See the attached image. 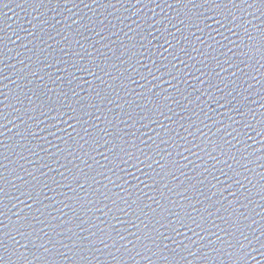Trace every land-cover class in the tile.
Instances as JSON below:
<instances>
[{
    "label": "water",
    "instance_id": "95a60500",
    "mask_svg": "<svg viewBox=\"0 0 264 264\" xmlns=\"http://www.w3.org/2000/svg\"><path fill=\"white\" fill-rule=\"evenodd\" d=\"M187 7L191 8V5ZM186 11L184 5L176 4L175 0H4L0 4V40L4 45L0 48V56L3 57L0 75L4 77L0 79V100L9 105L5 110L4 128L0 129L3 132L0 142L7 145L3 151L7 153L8 160L4 163L9 169L6 216L0 219L8 225L9 239L15 237L17 253H25L22 259L12 257V264H25V260L28 264H44L40 259L42 256L48 257L49 264L53 257L55 264H79L76 255L78 249L72 243L76 237L72 236V232L90 241L96 239L90 233L99 235L98 230L109 224L114 226L116 242L104 240L103 243L87 245L80 255L87 257L88 264H168L164 256L171 264H264V247H261L264 244V191L260 190L261 184H264V180H261L264 177V139L251 128L245 129L243 136L248 145L245 148L243 143L238 142L241 136L237 135L244 123L239 111L247 112L251 108L257 114L256 119L264 114V59L259 56L249 59L243 55L245 49L240 47L242 42L249 43L248 35H257L253 25L264 28V16L257 9L246 6L227 9L224 12L228 21H222L223 27L215 23L219 17L212 16L206 21L211 28H205L201 33L197 31L200 25L189 30L180 23L185 19ZM196 11L211 15L205 9ZM245 27L247 34L243 30ZM210 35L215 37L216 42L208 39ZM184 36L188 40H184ZM129 37L133 39L130 41ZM196 37H200L204 43L197 42ZM169 43L175 46L178 54L175 61L169 54L173 51ZM209 44L213 45L212 49H208ZM133 45L136 46L133 51L138 54L135 59H130ZM193 47L198 50L193 51ZM180 49H185L189 55ZM203 51H206L205 55H201ZM77 53L83 58L82 63H88L90 57H95L108 75L105 76L99 69L95 71L108 84L113 83L112 78H118L113 92L107 85H100L94 76L75 71L72 65ZM209 53L220 62V67L215 69L220 76L216 77L215 73L212 76L213 82L218 83L217 89H208L207 85V75L215 67V62L206 58ZM189 56L193 59H189ZM172 61L186 75L172 80L168 75L169 71L175 74V69L171 68ZM200 61L209 63V67H203ZM201 72L205 76H201ZM67 73L77 77L71 86L67 83L70 78ZM122 75L131 76L135 83L124 79L127 88L121 90L119 78ZM201 80L205 82L202 84ZM87 82L91 83L92 88ZM100 87L111 92L114 103H97L96 107L88 109L92 115L84 119L99 128L107 127L108 132H112V125H107L104 120V115H107L120 130V135L127 134L124 138L129 145L135 143L144 150L145 155H151V159L145 160V165L151 164L155 171H159V164L154 161L164 162L155 155V151H160L161 155L172 152L180 166L163 182L173 188L172 193L167 192L163 183L156 186L159 190H153L155 186L151 185V180L145 181L143 173H155L144 164L139 165V171L121 164L123 171L114 169L116 175L101 169L100 165L105 164L104 156L107 155L105 146L87 156L84 152L88 146L85 145L84 149L79 147L83 140L79 144L70 140L71 146L66 148L64 142L69 139L68 133L76 136L68 127L75 121L64 123L67 116H59L55 111L49 112L40 107L42 101L55 103L62 90L68 93L69 103L75 107L79 97L94 95L92 89L98 90ZM73 90L79 97L72 96ZM149 90L158 93L159 102L163 103L160 109L163 115L153 117V123L140 119L145 109H151L152 101L137 96L140 92L147 95ZM40 92L44 95L40 96ZM29 97H32V101ZM128 101L134 102L131 109ZM116 104H123L124 107L117 108ZM97 108L101 111H97ZM129 114L132 119H128ZM230 116L232 120H229ZM193 120L196 123L189 127ZM236 120H240V124L233 122ZM228 124L231 127H226ZM77 127L83 136L80 126ZM233 128L237 131L233 132ZM217 129H220L219 134ZM228 132L232 135L228 136ZM157 133H160L159 137ZM219 135H224L235 145L232 149L235 159L212 149L214 144L208 141H218ZM105 138L111 140V137ZM161 140L168 143H161ZM225 148L227 150V145ZM140 159L143 160L144 156ZM89 166L95 171H90ZM79 169L96 176L98 183L89 180L81 189L72 179ZM98 171H103L104 175H96ZM117 176L121 179H117ZM25 182L36 185L40 203L20 195ZM79 183H83V177ZM44 184L48 187H43ZM189 184H194L196 190L185 192L184 188ZM97 189L109 196L118 194L123 197L118 203L125 211L128 209L124 201L131 204L137 197L155 208L157 205L149 197L160 199L163 192L172 202L173 214L168 219L173 223L174 213L183 215L185 211L198 222L200 216H204L209 223L203 230L192 226V230L177 228L172 231L167 223L164 227L157 225L159 233H163L157 244L147 240L141 243L136 239L139 231L133 227L135 217H126L124 212H110V201H96L89 205L93 208L89 211L81 209L75 200L68 199L74 195L73 190L84 197L85 192ZM229 201L235 203L229 204ZM105 204L107 207H104ZM206 204L209 207L205 208ZM179 206H183V211ZM209 212L211 217H208ZM229 213H235L239 221L231 229L226 228L224 221L219 219L221 216L227 218ZM26 216L36 229L34 235L37 240L32 243L26 242L18 234ZM49 224L58 227L53 231L49 229ZM213 224L225 228V231H219ZM140 227L143 228V225ZM120 236L124 239H119ZM104 244L108 247L105 248ZM45 248L50 250L49 253L44 252ZM124 248L129 252L125 253Z\"/></svg>",
    "mask_w": 264,
    "mask_h": 264
},
{
    "label": "snow or ice",
    "instance_id": "6c2138e0",
    "mask_svg": "<svg viewBox=\"0 0 264 264\" xmlns=\"http://www.w3.org/2000/svg\"><path fill=\"white\" fill-rule=\"evenodd\" d=\"M4 0H0V4H2ZM65 2H68V0H65ZM139 2V0H137ZM175 3L178 5H184L185 9L187 10L185 12V19L181 20L180 23L184 24L186 28L191 30L193 26L200 25V27H197V31L203 33L205 28H211V25L206 23V21L210 20L212 16L219 17L215 20V23L220 25L221 27L224 26L222 21H228V16L225 15L224 10L227 9H236V8H255L257 11L261 13L262 16H264V0H175ZM191 5V8H188L187 6ZM6 6V5H5ZM172 5H169L171 7ZM199 9H205L206 12L211 13V15H204L200 14L198 11ZM246 23H251L250 21H247ZM243 25H241L242 27ZM253 28L256 29L257 35L252 36L248 35V41L249 43H243L240 45V47H243L245 49L243 55L247 56L249 59H255L257 56L260 57V59H264V28H259L256 25H253ZM245 34L248 33V29L245 27L244 29ZM177 31H180V29H177ZM231 31V29H229ZM192 35V32H191ZM133 37H129V40L131 41ZM184 40H188L187 36L183 37ZM209 40L216 42L214 36H209ZM196 41L200 44H203L204 42L200 40V37H196ZM3 41L0 40V48H2ZM127 48V46H125ZM143 48V45L140 46ZM169 47L173 49L172 52L169 54L173 56V61L176 60L178 54H176L175 46L169 43ZM213 45L209 44L208 49H212ZM136 46L133 45L131 51H130V59H135L137 56V52L133 51ZM198 48L193 47V51H197ZM181 52H184L185 55H189L188 52L185 49H180ZM129 52V49H128ZM208 52V51H207ZM206 51L201 52V55H205ZM142 54V53H140ZM77 58L75 59L73 63V67L75 68L76 72L80 73H88L95 77L96 80L100 81V85H107L108 89H111L113 92L116 86L115 81L118 78H112L113 83L108 84L107 81L102 79L101 76L97 75L96 69H99L101 72H104V75L107 76L108 72L105 71V68H102L100 63H97V60L95 57H90V60L88 63H82L83 58L79 57V54H76ZM211 61L215 62V67L212 68L211 73H208L207 76H209V79H207V85L208 89H217L218 83H214L212 76L213 73H215L216 77L220 76L219 72H216V68L220 67V62L216 60L215 56H211L210 53L208 56H206ZM189 59H193V57L189 56ZM171 62V68L175 69V74H173L172 71L168 72V75L171 77L172 80H177L178 78H182L186 73H184L182 68H178L175 63ZM62 62V61H57ZM138 62V61H137ZM181 64H183V60L180 61ZM200 63L203 65V67H209L208 64H204L203 61H200ZM3 64V57L0 56V65ZM155 64V62H153ZM251 66V65H249ZM157 71H159V67L156 68ZM199 71V69H197ZM3 69L0 68V72H2ZM221 71L223 69L221 68ZM68 78L67 83L69 86L73 84V82L77 79L73 73H67ZM201 76H205L204 72H201ZM156 77H153L155 79ZM0 79H4L2 75H0ZM43 79V77H41ZM57 79H60L57 77ZM127 79L131 81L132 83H135L134 80L131 79V76L125 77L122 75L119 80L121 83L119 84V87L121 90L126 89L127 85L123 83V80ZM141 79H143V76H141ZM206 80V79H205ZM205 80H201V83L203 84ZM222 82V81H221ZM89 83V82H87ZM227 86V85H225ZM89 87L92 88L91 83H89ZM51 91V89H49ZM92 91L94 92V95H89L88 97H79V94L76 93L74 90L72 91L73 97H79V99L76 100L75 107L72 106L71 103H69V97L68 93L65 91H61L57 95V100L55 103H51L50 101H42L40 107L45 108L47 111L52 112L55 111L56 115L59 116H67L68 118L64 121V123H67L68 120H71L72 122L75 121V123L69 124L68 127L72 128L73 132L76 133V136L74 137L72 133H68V140H65V145H67L66 148L70 147L69 144L70 140H75L77 144H79L80 140H83V144H79L80 149H84L85 145L88 146L87 151L84 152V155H88L90 152L96 150L99 147L105 146L107 155L104 156L105 164L100 165L101 169H106L108 172L112 173V175H116V171H123V169L120 168L121 164L129 165L130 167H135L139 171V165L144 164L145 160L151 159V155H145V152L142 148H138L135 143H132L129 145L128 140L124 138L126 133L124 135H120V130L116 129L115 125L113 124V120L109 119L107 115H104V120L107 122V125H112L113 131L108 132L107 127L105 128H99L96 125L89 124V121L87 119H84L85 116H91L92 113L88 110L91 108L96 107L97 103L103 104L105 101L108 104H113L114 101L111 98V92H108L105 90V88L100 87L98 90L96 88H93ZM179 91V90H178ZM126 93V92H125ZM40 96L44 95V93H39ZM203 94V93H202ZM209 95H211V92H208ZM2 95V93H0ZM33 95H36V91H34ZM137 96L140 98L146 97L148 101H152V107L151 109H145L144 114L140 116L141 120L148 119L149 123H153L154 120L152 119L156 115H163V112L160 111L161 108H163V103L159 102V94L153 92L152 90L148 91V94L146 95L144 92L137 93ZM155 97V99H154ZM199 100V96L196 98ZM214 99V98H213ZM29 100L32 101V97H29ZM164 100H167V97H164ZM133 101H128L129 107L131 109V105L133 104ZM230 103V101H229ZM137 107H140V104L136 105ZM9 107L8 104L4 103L3 100H0V129L4 128V123L7 113L6 109ZM117 108H123V104H116ZM243 105H241V109H243ZM67 109V111H65ZM97 111H101L99 108H97ZM171 111V109H169ZM231 111V109H229ZM109 112H111V109H109ZM103 115V113H102ZM205 117L208 116V114L204 113ZM256 113L252 111L251 108L248 109L247 112H244L243 110L239 111V116L241 117V120L244 121L241 129L239 132H237L238 136H241V139L238 141L239 143H243L244 147L247 148L248 145L244 140V130L251 128L253 131H255L256 135L264 139V114H261L259 119H256ZM251 117V119H248V117ZM166 119H171V117H165ZM97 120L100 119L99 116L96 117ZM128 119H132V116L129 114ZM229 120H232V117H229ZM254 121V123H253ZM234 123L240 124V120L233 121ZM196 121H191L189 124V127L192 126V124H195ZM84 125H88V127H84ZM80 126V130L83 131L84 135H80V131L78 130V127ZM183 127V125H181ZM226 127H231V124L226 125ZM199 130V129H197ZM233 132H236L237 129L233 128ZM220 133V129H217V134ZM3 135V132H0V136ZM18 135H22L18 133ZM157 137L160 136V133L156 134ZM191 135V133H189ZM228 136H231L232 133L228 132ZM76 137H79L77 140ZM105 137H111V140L106 139ZM243 137V138H242ZM250 138V137H249ZM171 140V136L168 138ZM101 141H104L103 144H101ZM143 143V141H141ZM155 143V141H154ZM161 143H168L166 140H161ZM209 144H214L213 150L219 152L221 155L235 159V155L232 153V149L235 147V145H232L230 141L226 140L224 135H219V139L216 142L208 141ZM225 145H227V150L225 148ZM157 149L159 148V145L156 146ZM7 148V145L3 142H0V217L6 216V210H7V203L5 202L7 200V186H8V179H7V173L9 171L8 165L4 163V161L8 160V155L3 149ZM150 152L152 151L151 146H149ZM188 150V149H186ZM204 149H201L203 151ZM253 151H258V149H254ZM71 154V153H69ZM155 155L160 156V160L164 161L163 163H160L159 161H154L155 163L159 164V171H155L152 169L151 164L145 165L148 169H151L155 175H152L149 172L143 173V175L146 177L145 181H152L151 185H154L155 187L153 190H159L156 186L159 184H162L165 180L166 176L173 175L174 170H177L179 168V162L175 160L173 157L172 152H166L164 155H161L160 151H155ZM210 157L211 154L209 153ZM250 155V154H249ZM144 156V159L141 160L140 157ZM212 159H215V157H211ZM250 162V161H249ZM96 163H99L98 161ZM219 163V161H217ZM108 165H111V167H108ZM231 167V166H229ZM90 171H95V169L92 168V166H89ZM204 171H208V169H204ZM236 175H239V173H235ZM63 175V174H61ZM96 175L103 176V171L96 172ZM81 177H83V183H79L81 180ZM159 177V179H157ZM33 179H36L33 177ZM72 179L74 181H77L78 186L82 189L83 184L89 183V180H91L92 183H98L96 180V176H90L89 173L84 172L82 169H79V173H74L72 176ZM117 179H121L120 176H117ZM139 179V178H137ZM261 180H264V177H261ZM127 183V181H124ZM140 183H144V181H140ZM198 183H202V181H199ZM239 183V181H237ZM251 183V181H249ZM260 183V182H257ZM145 186H149V184H145ZM163 186L165 189H167L168 193L173 192V188L169 187L167 183H163ZM43 187L47 188L48 185L44 184ZM106 187V186H105ZM214 187V186H213ZM189 190H196V186L194 184H189L184 188L185 192H188ZM260 190L264 191V184H261ZM74 195L72 197H68V199L75 200L77 204H79L81 209H87L91 211L93 208L89 207V205H93L96 201H100L103 203V201L107 200L111 202L112 208L109 209L110 212H124L126 217L134 216L135 219L133 221V227L137 228L139 231V235H136V239L138 242L143 243L145 240L149 241L150 243L156 245L157 241L159 240L160 236L163 235V233H159V228L156 226L159 225L160 227H164L165 223H167V226L171 228L172 231H176L177 228H187L188 230H192V226H195V228H199L203 230L205 228V225L209 223V221L204 217L200 216L199 222L195 217H193L190 213L184 212L183 215H181L179 212L174 213L175 215V221L169 220L168 217L171 213V207L172 202L170 201L169 196H165L164 193H161V198L156 199L155 196L149 197V200L153 201L157 207L153 208L150 204H145L143 200H141L139 197L137 199L133 200L131 204H129L127 201H124V204L126 205L128 211H125L124 208L120 206L118 201L123 200V197L119 196L118 194H113L112 196H109L103 192H100L99 189H97L94 192H85V196L81 197L78 193H75V190H73ZM20 195L26 197L27 199L33 200L37 203H40L39 199H37L38 193L36 190V185H30L28 182H25V185L23 187V190L20 191ZM235 196V193L232 194ZM163 201V203H162ZM235 203V201H229V204ZM171 205V206H169ZM46 207V205H45ZM65 207H68V205H65ZM104 207H107L105 204ZM181 207L183 211V206ZM209 207V205H205V208ZM29 209L31 210V205L29 206ZM148 209V211H146ZM37 212L40 211L39 208L36 209ZM42 214V213H41ZM107 215V213H105ZM211 213H208V217H211ZM55 219V218H53ZM219 219L223 220L225 223L226 228H234L238 223V219L235 218V213H229L228 217L225 218L223 216L219 217ZM137 221L139 223H137ZM43 223V221H40ZM123 223V222H121ZM140 225H143V228L140 227ZM152 226L151 229H149V226ZM79 227V225H76ZM213 227H216L219 231L224 232L225 228H220L219 225H212ZM50 230H55L58 226L49 224L48 225ZM92 227H95V225H92ZM19 228L21 231H18V234L23 236L28 243H32L33 241L37 240V237L34 235L36 232V229L32 226L31 221H29L28 217L23 218V223L20 224ZM146 229H148L146 231ZM69 232H71V229H67ZM114 226L109 224L106 225L104 228H100L99 235H97L96 232L90 233V235L95 236L96 239L86 241L84 237H81L77 232H72V236L76 237L75 240H72V243L75 247H77L78 252V261L79 264H88L87 257L84 255H80V252H83L84 249L87 247V245H95L97 242L103 243L104 240H111L113 243L116 242V237L113 235ZM80 231H87V229H80ZM117 235L119 233L117 232ZM10 233L8 230V225L4 223L3 219H0V264H12V257H17V259H22L25 256L24 252L17 253L16 248L14 247L15 243V237H12L11 240L9 239ZM219 238V237H218ZM71 239V237H69ZM119 239L123 240L124 237L120 236ZM43 247V245H41ZM67 247V245H65ZM104 247L107 248L108 245L104 244ZM261 247H264V244L261 245ZM157 248L159 250V245H157ZM167 248V245H165V249ZM49 249L45 248L44 252L49 253ZM119 251V250H118ZM125 253H128L129 250L127 248H124L123 250ZM111 255V253H109ZM42 261H44V264H49L48 257L42 256L40 258ZM163 259L168 262V264H171V261L168 260L167 256H164ZM241 259L243 260L244 257L242 256ZM25 264H28V262L25 260ZM51 264H55V257H53Z\"/></svg>",
    "mask_w": 264,
    "mask_h": 264
}]
</instances>
